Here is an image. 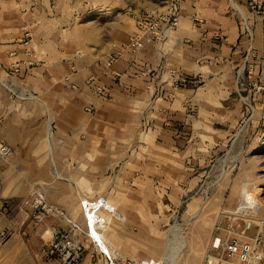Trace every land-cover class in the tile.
<instances>
[{"label": "crops", "instance_id": "obj_1", "mask_svg": "<svg viewBox=\"0 0 264 264\" xmlns=\"http://www.w3.org/2000/svg\"><path fill=\"white\" fill-rule=\"evenodd\" d=\"M59 1L14 0L23 13L11 22L9 0H0V141L13 148L0 155V264H67L40 254L45 230L66 222L49 216L35 223L23 199L37 186L82 223L81 198L105 195L113 203L98 192L111 184L125 191L114 200L133 206L182 202L191 192L188 202H219L200 192L244 112L237 77L245 56L264 47V15L250 0H139L131 13L122 5L81 11L75 0L67 8ZM143 10H177L180 23L137 52L124 47L109 64L114 44L122 47L137 32ZM195 13L203 22H193ZM135 226L113 219L103 232L119 264L128 259L120 254L153 258H141ZM81 238L77 264H110L88 234ZM212 239L200 250L189 240L184 261L197 255L204 264Z\"/></svg>", "mask_w": 264, "mask_h": 264}, {"label": "rangeland", "instance_id": "obj_2", "mask_svg": "<svg viewBox=\"0 0 264 264\" xmlns=\"http://www.w3.org/2000/svg\"><path fill=\"white\" fill-rule=\"evenodd\" d=\"M69 1L60 0L56 6L67 8ZM136 1L139 2L75 0L73 6L84 11L99 7L114 9L122 5L127 13H131L135 9L132 3ZM12 3L9 0V18L11 22H17L22 19L23 11ZM3 16L5 14L1 11L0 23ZM258 53L255 50V55L251 54L245 60L244 70L237 77V95L244 112L243 115L240 113L233 143L226 151L218 153L214 163L207 168L204 184L209 188L200 192L207 200L217 198L219 202H188L194 194L191 192L182 196V202H163L162 206L155 204L153 207L133 206V202L115 201L125 193L119 191L116 184H111L108 190L98 191L108 194L118 211L126 216L124 221L119 220L123 225H130L132 231L133 225H136L135 230L138 231L140 224L143 238L141 258L150 256L165 264H197V255H193L195 258L189 262L184 261L189 240L191 248L200 250L210 238L226 236L230 231L243 240L252 239L258 234L264 238V61L259 62ZM116 181L117 176L111 172L110 183ZM249 192L258 194L257 207H243V198ZM211 252L216 253L215 250ZM120 255L128 259L130 256Z\"/></svg>", "mask_w": 264, "mask_h": 264}, {"label": "built area", "instance_id": "obj_3", "mask_svg": "<svg viewBox=\"0 0 264 264\" xmlns=\"http://www.w3.org/2000/svg\"><path fill=\"white\" fill-rule=\"evenodd\" d=\"M179 1L181 0H174V4ZM250 3L255 14L264 15V0H250ZM135 18L137 32L122 47L114 44V51L110 52L107 57L109 64L121 56L124 47H129L132 51L137 52L149 42L164 39L180 23V15L177 10L162 14L156 11L141 12L136 14ZM192 20L195 24L203 22V18L198 13L193 15ZM251 54L255 55L250 48L246 61ZM260 54H258L257 59L261 63L264 61V51ZM114 73L121 77V73ZM99 91L103 93L100 88ZM85 109L89 112L93 111V107L90 106ZM12 153V146L0 141V155L8 157ZM108 202L110 201L105 195L81 198L80 207L84 217V223H82L69 216L62 207L50 202L44 189L34 187L29 195L23 199V204L31 208L35 223H42L49 216H56L66 222V225H57L45 230L44 233L48 239L40 254L49 258L57 257L67 264H77L85 251V243L81 238L84 233L92 238L106 255L110 264H119L114 260L111 251L105 248L103 232L108 228L112 218L124 220V216L120 214L116 206ZM211 245L216 253L206 252L204 264H264V238L260 234L252 239L243 240L230 231L226 236L216 235L212 239ZM125 264L165 263L154 258L142 260L129 258Z\"/></svg>", "mask_w": 264, "mask_h": 264}, {"label": "bare ground", "instance_id": "obj_4", "mask_svg": "<svg viewBox=\"0 0 264 264\" xmlns=\"http://www.w3.org/2000/svg\"><path fill=\"white\" fill-rule=\"evenodd\" d=\"M234 5L236 6V8L238 10H240V12H242L243 15H246L245 11L243 10V8L239 4L234 3ZM108 203L111 204V205H114L113 203H110V202H108ZM258 203H259L258 194L256 192H249V193H246V195L244 196V198H243V205L244 206L243 205L242 206L244 208H247V207H257L258 206ZM114 206H116V205H114ZM121 215L124 216V220H125L126 219V216L123 213H121ZM124 220H121V221H124ZM105 248H108L106 244H105ZM108 250L110 251L109 248H108Z\"/></svg>", "mask_w": 264, "mask_h": 264}]
</instances>
